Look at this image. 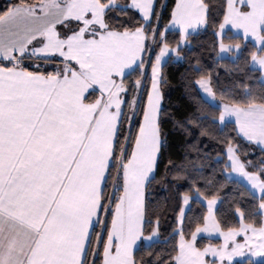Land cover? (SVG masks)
<instances>
[{
	"label": "snow or ice",
	"instance_id": "6c2138e0",
	"mask_svg": "<svg viewBox=\"0 0 264 264\" xmlns=\"http://www.w3.org/2000/svg\"><path fill=\"white\" fill-rule=\"evenodd\" d=\"M99 3L104 5L100 22L93 19L91 8L80 9L82 19L65 15L74 7V0H6L0 4V264H128L126 253L121 254L120 237L110 235V229L123 201L125 168L136 159L141 136L142 146L149 153L153 140L156 142V158L150 176L155 175L162 163L160 156L164 144L158 139L159 110L154 135L142 123L148 118L146 105L141 107L139 116L135 107L129 115H125L124 106L128 103L130 91L125 87V99L112 134V153L100 178L101 202L96 215L88 220V230L83 234L81 243L80 219L89 196L101 115L99 105L90 116L83 106L91 104L88 100L90 96L101 99L106 96L102 77L109 64H114L122 54L111 46L115 38L108 34L117 32L119 38L130 46L136 29L143 31L149 28L154 37H159L163 29L166 37L169 27L161 23L166 5L162 4L158 12V0H147V15L137 6L136 0H127L116 18L132 13L136 21H145L144 24L136 23L132 31L126 22L119 29L110 26L109 10L116 5L110 0H99ZM236 3L241 8L246 7L250 14L261 12L260 29L264 35V0H258L256 4L252 0H224L221 17L227 20L229 5L235 7ZM190 7L182 4L181 0H173L167 17L168 26L175 23L178 31L183 33L182 19ZM204 16L206 26L207 7ZM68 20L75 21L77 27L62 35L61 29H67ZM85 21L89 22L87 27ZM229 26L235 25L218 23L215 33L218 43ZM82 29V40L94 41L96 45L92 52L82 54L78 59L75 55H67V43L58 42L67 41ZM161 42L158 40L157 47L149 49L146 41L140 60H133L120 72H107L108 77L122 80L128 68L141 67L144 51L149 56L148 65H143L147 71ZM260 48L264 49V40ZM33 57L37 62H29ZM60 62H66L68 66L60 70ZM77 76L96 82L90 83L81 94L71 82ZM196 83L203 87L207 81ZM150 87L148 85L145 89V99ZM134 98L140 101L139 91ZM109 111H115V107L110 106ZM134 125L135 135L132 133ZM122 128L127 129V134ZM261 128L264 129V122H261ZM241 138L259 142L264 148V139L257 141L255 136H245L243 132ZM118 154L120 161H117ZM106 187L111 188V195L107 197L103 196ZM254 195L264 198V191L257 189ZM176 211H182L181 205H177ZM144 215H147L146 202ZM125 223L131 228L130 221ZM148 223L153 228L145 233L142 216L140 235L133 242L132 264H137V244L160 234L158 216H153ZM177 223L180 228L174 230V234L180 236L183 234V218ZM109 241L107 252L113 257L111 262L105 256V244ZM173 251L181 254L183 247L176 244ZM163 259L164 264H180L177 256L171 253Z\"/></svg>",
	"mask_w": 264,
	"mask_h": 264
},
{
	"label": "trees",
	"instance_id": "16d2710c",
	"mask_svg": "<svg viewBox=\"0 0 264 264\" xmlns=\"http://www.w3.org/2000/svg\"><path fill=\"white\" fill-rule=\"evenodd\" d=\"M201 1L208 10L206 26L204 23L202 29L184 39V45L177 49L179 61L171 57L160 69L159 89L162 93V106L159 110V140L164 144V151L160 156L162 163L159 170L145 187L147 200L145 201L144 193V205L146 202L147 215H144L143 206V218L145 233L153 228L148 223L153 216L159 217L161 231L153 242L148 245L141 243L136 249L137 264H164L163 258L170 253L177 255L173 251L179 241V236L174 234V230L180 228L176 208L178 204L182 207L183 196L190 198L188 209L183 215V234L180 235L184 240H189L196 229L204 224L206 207L195 198L196 196L218 199L214 216L222 230H235L239 227L238 213L245 225L258 228L263 223L259 208L264 199L253 195L237 180L225 176L228 166L224 153L229 146H233L239 158L247 165V170L254 173L262 171L264 153L244 141L233 123L220 125L217 122L220 108L208 103L201 96L196 82L207 80L218 104L264 109V82L261 81L260 72L251 67L252 56L264 53V49L257 50L251 42L228 31L223 35L222 41L238 45V54L234 58L219 57V43L215 33L218 23L223 20L221 12L225 8L224 0ZM5 2L6 0H2L0 4ZM110 2L116 5L109 10L110 26L119 29L126 22L132 31L136 23L144 24L142 20L136 21L132 13L116 18V14L121 11L127 0ZM160 2L161 0H158L157 11L160 9ZM164 5L166 7L161 23L167 27V17L173 7V0H165ZM144 30L147 31L148 46L152 31L149 28ZM158 40L162 42L152 59V65L162 46L170 49L178 47L180 36L176 32L168 31L164 37L162 29L161 35L153 38L151 48L157 47ZM29 62L37 61L33 57ZM143 64L121 80L123 89L127 87L130 90L128 103L124 106L125 115H129L135 107L136 115L139 116L141 107L145 104V89L149 85L152 65L145 71ZM67 66L66 62H60L59 69L63 70ZM137 91L140 95L139 102L134 98ZM94 99L96 96L88 98L90 102ZM122 131L127 134L126 128H122ZM132 133L136 134L135 125ZM128 139L131 142V137ZM120 144L122 147L123 141ZM119 159L121 158L118 154L117 161ZM115 171L114 168L113 176ZM110 192L111 188L106 187L103 196H109ZM208 242V239L200 238L195 246L201 248ZM231 264H264V257L258 263L245 260Z\"/></svg>",
	"mask_w": 264,
	"mask_h": 264
},
{
	"label": "crops",
	"instance_id": "0c3cea01",
	"mask_svg": "<svg viewBox=\"0 0 264 264\" xmlns=\"http://www.w3.org/2000/svg\"><path fill=\"white\" fill-rule=\"evenodd\" d=\"M2 1V0H0ZM137 6L141 7L142 12L147 15L149 11V5L147 0H136ZM258 0H252L253 4H256ZM182 4H188L191 7L184 13L182 19V27L185 29L183 33L178 31L177 24L173 23L169 27V31H173L179 34L180 42L177 48L170 49L162 46L154 60V63L150 71V81L148 88L147 99L145 100L147 108L148 118L143 120L145 128L150 130L154 135L157 127V111L161 107V93L159 89L160 83V69L162 65L169 59L174 58L177 55V49L184 45V39L199 31L203 28L205 23V5L201 0H181ZM91 8L94 12L93 19L97 22L101 20V14L104 7L99 4L97 0H74V7L70 8L65 15L77 16L83 18V12L80 10ZM228 18H223L221 23L228 25H235L234 27L229 26L226 28L223 34L230 31L232 35L240 36L244 40L251 42L256 48V42L261 40L258 35L261 24V12L257 11L254 15L250 14L247 8H241L239 3H236L235 7L231 4L228 8ZM143 21V20H142ZM145 23V21H143ZM67 29H61V34L64 35L66 32L72 31L77 27L75 21L68 20ZM89 22L85 21V26ZM192 25V27H189ZM83 29L79 33L72 35L67 41L58 43H67L69 45V53L67 55H75L76 58H81L82 54H88L95 49L96 42L82 40ZM218 31V30H217ZM146 30H135L132 37L131 45H127L121 40L117 32L108 34L115 39L112 40L111 46L121 51V56L116 60L114 64L110 63L107 72H120L126 65L132 63L133 60H140L141 52L145 49V42L147 41ZM181 39L183 42L181 43ZM254 40L256 42L254 43ZM260 49V48H259ZM220 46H218L219 56ZM233 52V51H232ZM145 51L143 52V60ZM143 63V61H142ZM137 68V67H136ZM135 68H128L124 73V77L132 72ZM107 72L102 79L104 80V92L106 96L102 99L96 97L91 104L85 103L84 109L88 112L89 116L91 111L95 110L97 105L101 108L100 121V132L98 140V150L94 154L93 158V170L90 176L89 184V196L84 205V214L80 219V230H81V243L83 234L87 233L88 220L96 215L97 207L101 202L100 192V178L104 173V169L107 165L109 156L112 153V134L116 125V118L119 115L121 104L124 101V89L121 84V79L112 80L108 77ZM75 88L79 93L82 94L83 90L86 89L90 83L96 81L83 80L78 76L74 78ZM114 106L115 111H109V107ZM159 139V137H158ZM143 136H141V145L136 149V159L131 161L125 168L126 176V188L125 192L122 193L123 201L119 206V215H117L114 226L110 229V235H117L120 237V249L121 254L127 256L128 264H132L133 255V242L140 235V219L143 216L144 206V193H145V181L153 176H150L152 164L156 158V142L153 140L152 148L149 151L143 148ZM127 221L131 222V228L127 227ZM122 225H124L122 229ZM156 239V236L151 240L140 241L136 249L141 243L148 245ZM110 246V241L105 244V256L110 262L113 257L107 252V248Z\"/></svg>",
	"mask_w": 264,
	"mask_h": 264
},
{
	"label": "rangeland",
	"instance_id": "374dc122",
	"mask_svg": "<svg viewBox=\"0 0 264 264\" xmlns=\"http://www.w3.org/2000/svg\"><path fill=\"white\" fill-rule=\"evenodd\" d=\"M165 0H161V5H164ZM161 7V6H160ZM155 24V21H154ZM147 35V34H146ZM224 35V34H223ZM258 35L261 37L259 42H256L257 50L260 48V43L264 40V35L261 34V29ZM150 38V37H149ZM153 34L149 39L147 48L151 49L150 44L153 42ZM148 41V36H147ZM152 46V44H151ZM220 51L219 57L234 58L239 51L238 45H231L223 43L222 39L219 41ZM233 51V52H232ZM145 63H148V52L145 51ZM175 61L180 60V56H174ZM251 67L260 72L261 81L264 82V53L254 54L251 58ZM207 81V80H200ZM198 90L201 96L210 104L218 106L221 110L217 122L220 125L224 123H233L236 127L238 135L241 137V132L245 136H255L257 141L264 139V129L261 128V122H264V109L259 107L242 108L231 105L218 104L213 97L208 81L203 87L197 83ZM247 143L259 148L264 153L259 142L253 143L251 139H243ZM225 151V162L228 166L225 176L229 179H235L243 184L253 195L257 189L264 191V167L261 173H254L247 170V165L239 158L233 146H229ZM231 157V159H229ZM120 161V159H119ZM257 196V195H255ZM258 198H262L257 196ZM200 200L206 207V215L204 224L196 229L189 240H184L179 236L178 244L183 247V252L177 254V259L180 264H231L234 261L248 260L251 263H258L264 257V202L261 204L259 210L262 215L261 227L255 228L245 225L241 222L240 214L238 218L240 225L235 230H222L215 219L214 210L218 204V199H203L195 197ZM189 197H182V211L179 212L177 221L182 217L189 206ZM264 199V198H263ZM180 226V224L178 223ZM200 238L208 239L209 242L204 244L201 248L196 247V242ZM214 240V242H211ZM229 257L231 258L229 260Z\"/></svg>",
	"mask_w": 264,
	"mask_h": 264
},
{
	"label": "built area",
	"instance_id": "2783aa9c",
	"mask_svg": "<svg viewBox=\"0 0 264 264\" xmlns=\"http://www.w3.org/2000/svg\"><path fill=\"white\" fill-rule=\"evenodd\" d=\"M159 10H160V9H159ZM158 12H159V11H158ZM151 44H152V43H151ZM151 44H150V47H151ZM118 166H119V164H118ZM118 166H117V167H118ZM110 195H111V192H110ZM110 195H109V196H110Z\"/></svg>",
	"mask_w": 264,
	"mask_h": 264
}]
</instances>
